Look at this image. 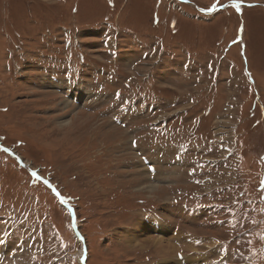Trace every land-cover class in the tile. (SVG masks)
Wrapping results in <instances>:
<instances>
[{"label":"rangeland","instance_id":"1","mask_svg":"<svg viewBox=\"0 0 264 264\" xmlns=\"http://www.w3.org/2000/svg\"><path fill=\"white\" fill-rule=\"evenodd\" d=\"M181 235L264 264V0H0V264H178Z\"/></svg>","mask_w":264,"mask_h":264},{"label":"bare ground","instance_id":"2","mask_svg":"<svg viewBox=\"0 0 264 264\" xmlns=\"http://www.w3.org/2000/svg\"><path fill=\"white\" fill-rule=\"evenodd\" d=\"M78 91V95L76 98V101H79V103L81 104L84 101V98H86L88 100L89 95H84V97L81 98L83 92L81 90H77ZM71 98V97H70ZM175 209L171 208V213H170V217H180L183 219H188V218H194L196 216V213L190 212V211H183V210H179L178 208L174 207ZM199 213V212H198ZM200 214V213H199ZM201 215V214H200ZM145 221H147L148 224H153L155 225L154 229L155 230H159L160 228H165V229H171L172 230V238H176V232L175 229L171 228L168 223H165L163 221V219H157V218H144ZM129 242L132 245L137 244V242H139V237L138 235H136L134 232L132 234H130L129 236ZM180 240L176 243V245L178 244V246H174L173 243V239L171 240H167V245L162 243V240L159 239L157 241L158 246H157V250L159 251L160 254L166 255L168 257V259L174 261L171 257V254H175L176 259L178 260V264H208L206 263V259L204 257V255H202L199 258H193L190 256H186L187 254H191L193 253V248L194 245H190V243L188 242V240L184 237V236H179ZM156 240V239H155ZM185 242L186 245H188L187 253H183L184 251H182V249H186V247L182 248V246H180L179 244H181L182 242ZM173 244V245H172ZM184 245V244H183ZM185 246V245H184ZM178 252H182L181 254H177ZM165 260V259H164ZM165 263L167 262L166 260L164 261Z\"/></svg>","mask_w":264,"mask_h":264},{"label":"snow or ice","instance_id":"3","mask_svg":"<svg viewBox=\"0 0 264 264\" xmlns=\"http://www.w3.org/2000/svg\"><path fill=\"white\" fill-rule=\"evenodd\" d=\"M236 7L238 8V7H239V5H236ZM5 151H7V150H5ZM44 183H47V181H45Z\"/></svg>","mask_w":264,"mask_h":264}]
</instances>
